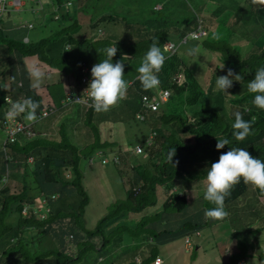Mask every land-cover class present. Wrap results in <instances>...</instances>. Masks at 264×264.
<instances>
[{
	"label": "trees",
	"instance_id": "trees-1",
	"mask_svg": "<svg viewBox=\"0 0 264 264\" xmlns=\"http://www.w3.org/2000/svg\"><path fill=\"white\" fill-rule=\"evenodd\" d=\"M51 1L52 7L47 8L50 9V13L46 19L33 24L29 32L20 25V22L12 20L11 10L0 13V124L9 120L6 112L11 107V103L23 101L28 97L41 103L35 123L26 121L23 114L15 118L25 125L24 130H30L34 135L29 137L25 132H19L16 140L7 146L10 159H6L4 153L0 154V254L1 256L16 254L19 257L17 264L22 261L24 264H30L48 256L54 258L52 264H79L89 249L101 251L107 244L112 243V246L108 248L115 246L123 249L117 255L119 261L138 264L134 259L138 254L139 264H153L156 257H162L163 252L159 250L162 249V245L192 234L200 229L199 226L202 223L204 225L220 222L206 220L204 217V210L214 205L203 198V181L208 167L219 159L222 152H227L232 147H240L245 148L252 156L264 160V110L253 105L255 94L247 90V84L253 79L257 69L264 67V35L259 34L258 29L254 30L250 27L249 30L245 27V33L257 34V38L253 36L251 40V45L255 46L254 51L250 54L246 53L243 59L233 51L230 44L223 41L215 42L223 46L224 53L232 52L220 64L225 65L223 69L226 70V74L227 69L231 68L243 77L241 82L234 80L233 87L227 92H221L213 87L216 77L226 75L223 69L218 70L219 64L212 71V77L207 75L204 78L202 88L199 85L198 94L192 89L186 94L187 82H181L176 78L177 75H182V70L188 68L192 56L188 54V49L193 47L199 49L197 46L200 41L195 39L182 46V51L179 48L169 57L166 55L168 58L158 74L159 87L145 91L138 79L137 68L154 40H158L159 46L163 49V45L172 38L175 31H177V37H181L185 33L196 30L197 27H203L210 33L218 35L221 23L217 20L214 23V18L210 14H204L207 0H194L197 1L196 7H193L189 0H181L179 10L172 9L173 0H157L156 3L159 2L162 5L159 9L154 8L156 4L154 3L149 11L143 10V13L134 21L131 11L126 7L135 0L114 1L109 6H106L102 0H96L94 4H99L104 9L108 8L109 13L106 18L102 16L101 20H94L93 17L90 24L86 26L77 22V7L74 4L76 0ZM214 2L219 7L212 10V13L220 16L222 1ZM67 3L72 4L69 10L65 8ZM93 5L91 4V7ZM120 6L122 8L118 11ZM260 10L259 18L263 20L261 22H264V9ZM136 20L141 23L136 32L122 34L123 31L135 29ZM54 23L57 24V28L53 27ZM109 23L113 27L116 24L122 32L108 29L103 36L99 35L97 28ZM177 23L180 24L179 27L171 28ZM229 24V27H232V23ZM232 30L233 27L229 29V31ZM118 35L121 37L119 41H115L118 51L113 63L122 59L125 54L129 57L123 61L124 79L129 83L128 95L120 104L126 105L130 114L133 113V119L129 116L122 121L132 120L137 124L143 122L147 124L148 132L153 133L150 135L151 142L148 145L145 141L142 142L145 144L144 152L135 161L131 177L124 179L125 196L109 209L95 227L87 228L79 220L89 201L88 193L83 186L81 161L90 160L100 151L102 153L99 155L100 158L104 155L109 159L106 164H114L113 156L119 158L122 155L121 160L124 156L127 160L131 152L126 146L120 147L118 152H114L116 149L110 150L120 145L109 147L112 141L101 139L98 127L101 120H94L93 107L86 105L83 107L81 105L84 104L74 101L73 97L76 95L80 98L84 97V91L91 80L92 66L106 58L104 50L113 46L112 41H107ZM24 36H27V40L23 39ZM204 39L201 42L203 46L213 45V40L211 42ZM135 59L136 63H134ZM32 66L44 70L46 81L54 74L57 75L53 83L56 89L51 90L55 98L52 96L51 101H44L42 95L37 92L38 88L33 87L36 81L29 76V68ZM188 71L191 72L189 68ZM206 82H208L207 87ZM64 85L65 90L60 89ZM44 86L48 87V85ZM164 89L170 92L167 101L160 103L157 110L142 109L140 103L142 94L155 96L157 91ZM5 97L9 98V101L5 100ZM187 102L190 106L196 104L195 108H191L193 109L191 115H188L184 108ZM71 106L74 113L78 116L80 114L77 120L82 121L81 125L76 123L72 126L75 127L76 132L87 133L90 140L86 144L79 143L71 136L75 130L64 121L56 126L58 130L56 135L50 133L49 137L41 134L43 127H36V125L51 120L54 112ZM49 108L53 111L43 116L42 112ZM141 111H145L144 117L139 120L134 116ZM237 111L242 114L244 120H255L252 133L243 141H237L232 135L234 113ZM72 119L70 116L69 121ZM102 123L106 122L102 121ZM216 137L229 140V144L217 150ZM107 147L109 151L106 150ZM170 148L176 149L173 164L166 162V154ZM30 157L31 162L28 161ZM4 176L8 177L7 183L1 181ZM11 181L14 183L13 187L10 185ZM127 182L129 186L126 187ZM194 182L196 185H193ZM191 186L202 188V192L196 197V203L192 198L187 199L185 193H179L182 188ZM249 187L250 184H245L241 179V182L232 189L231 195L225 199V210L228 216L222 221L224 222L228 217L229 220L224 224L231 223L233 229L237 227V224L248 227L245 232L235 229L233 239L235 246L238 247L237 253L231 254L224 264H234L236 259L244 257L247 250L246 234L254 232L251 221H254L255 214L248 216L245 211L243 213V207L252 202L248 193ZM158 191L162 193L161 198L164 200L160 205L161 209L149 215L144 214L146 209H156L154 206L158 201ZM54 194H58V197L52 200L51 195ZM74 194L78 196L77 203L66 204L72 209L64 210L65 203H58L59 200ZM42 199L47 200L44 207L41 206ZM34 204L39 208L41 206L45 215L41 214V209H34L32 207ZM24 207L28 209L26 215L22 214ZM181 212L186 213V217L175 219ZM137 215L139 217H135ZM65 218H71V222L63 225L60 220ZM73 221H79L82 237L84 235L87 237L81 238V234L69 231V237L73 238L77 249L73 255L65 248L51 243L45 248L42 247L41 242L47 240V236L54 235L56 228L72 230ZM208 225L212 224L204 226L208 227ZM214 229L215 227L211 228L212 231ZM97 236L100 237V244L94 245L91 239ZM140 236L142 238H138ZM142 241L149 242L145 243L144 247L138 244ZM130 242H133L132 245H135L136 250L128 247ZM140 247L146 249H139ZM190 252L194 254L191 256L195 257V253L199 250L192 247ZM98 257L101 258V255L99 254ZM166 260L169 259H164L163 264ZM102 261L103 258L100 259V263Z\"/></svg>",
	"mask_w": 264,
	"mask_h": 264
},
{
	"label": "rangeland",
	"instance_id": "rangeland-1",
	"mask_svg": "<svg viewBox=\"0 0 264 264\" xmlns=\"http://www.w3.org/2000/svg\"><path fill=\"white\" fill-rule=\"evenodd\" d=\"M26 4L25 6L22 8L20 7V9L22 8L21 11H18V13H15L14 16L15 18H19L20 16L25 19L26 21H34V22H39L40 21V16L41 13H36L35 11H39L42 8H48L49 6L52 7V1L51 0H25ZM91 0H85V5H87ZM104 2V4L106 5V2L108 3V0H102ZM123 1V0H120ZM157 0H135L134 2H132L131 4H129L128 6L130 7H126L129 11H131V16H132V20L134 21L135 18H137L138 16L141 15V13H143V10H146L145 12L149 11L151 9V6L156 3ZM191 2V5H193V7L197 6V1L195 2L194 0H189ZM215 1V0H214ZM213 0H207V2L205 3L206 6L204 8V14H210L212 16V18H214V23L217 20V14H213L212 10H215L216 7H219L218 5L215 4ZM221 6L222 7V11L220 16H218V18L220 19V29L218 28V35L217 33H210V36L204 39V41H211L213 40L212 44L213 45H207L206 47L203 46V44H201V42H203L202 40H199L200 43L197 47H199V49L197 50L196 54L192 55L190 57V63L188 64V68L191 70V72L187 70H182V75H177V79L180 80L181 82H187V91L186 94L189 93V91L192 89L194 91H196L195 93L198 94V90L199 88L204 85V78L207 77V75H209L210 77L212 74V71L214 70V68L216 67V65H220L221 62H223L224 60H226V57H229V54H231L232 52H223L222 48L223 46H220V43H215L217 41H223L226 42V44H230L232 46L233 51H235L239 57H241V59L245 58L246 53L249 51V48L252 47L251 43H249V41L251 42V40H253V36L252 34H247L244 32L245 27L248 28L250 30V27H253L254 30H260L262 28V22L263 21L261 18H259L260 14H261V10H256V6H253L251 3V0H246V1H241V0H221ZM112 3V2H111ZM111 3L107 4L106 6H109ZM182 4L181 0H173L171 7H173L172 9L174 10H179L178 7H180V5ZM10 2L7 1L6 2V6L9 7ZM94 11L95 14L99 13L102 9V6L99 4H94ZM160 6H157V8H159ZM13 9L17 10L18 7L13 5L12 6ZM67 9H70V5H66ZM122 8V6H120L118 8V11H120V9ZM2 10V5L0 3V11ZM183 10V9H181ZM46 10H44L45 12ZM33 13V15H32ZM94 14V15H95ZM144 15V14H143ZM227 21V23L225 24L224 22ZM78 22V21H77ZM232 23V27L233 30L229 31V29H231L232 27H229V23ZM59 24V23H58ZM135 24L137 27H134L135 29H130L127 31H119L120 28L115 24V26H111V24L109 23L108 26H106V30L108 31V29H114L116 30L115 32H122V34H125L126 32H136L135 30L137 28L140 27L141 23H139V21H135ZM228 24V25H227ZM56 23L53 24V27H56ZM60 25V24H59ZM180 24H175L172 25L171 28H177L179 27ZM264 26V25H263ZM212 27V26H211ZM228 29H227V28ZM217 28V27H216ZM215 28V30H216ZM264 28V27H263ZM214 30V31H215ZM29 32V31H28ZM114 32V33H115ZM177 31H175L174 36L177 37L176 34ZM230 32V33H228ZM230 35H231V40H230ZM221 37L222 39L218 40L216 38ZM121 35L116 36L115 38L109 39L107 42H113V46H115L116 42L115 41H119ZM129 37H127L128 39ZM24 40H26V37L23 38ZM105 43V42H104ZM258 44V43H257ZM251 46V47H250ZM183 48H181L180 50L182 51ZM165 55H167V53H165ZM186 55V54H185ZM195 56V57H193ZM92 58V55L90 56ZM113 60H116L115 56L113 57ZM119 60V59H118ZM117 60V61H118ZM121 60V59H120ZM222 60V61H219ZM134 63H136V59L134 60ZM225 66V65H224ZM211 68V69H209ZM218 70H221L220 66L218 68ZM219 72V71H218ZM57 73H59L57 71ZM223 73L226 74V70L223 69ZM215 74V72L213 73V75ZM6 77V76H5ZM57 75L54 74V76L51 79H48V81L45 83V85H48L49 89L53 90L55 85H53V83L56 80ZM210 79V78H209ZM179 81V82H180ZM206 87L208 82L205 83ZM5 85V83H4ZM200 85V87H199ZM213 87H216V84H213ZM159 93V91H157V94ZM42 98L44 99L43 95ZM121 103H123L121 101ZM83 107H86L85 105H81ZM72 107V106H71ZM195 105H189L188 102L184 105V108L186 109L188 115H191V111L193 109L191 108H195ZM71 111H73V108H71ZM94 120L95 121H99V119H101V116H104L102 118L105 119L106 123H99V130H100V135H101V139H110L112 141L111 145H109V147H113V146H118L116 148H112L110 150H115V152H118V150L121 148H123L124 146L129 147L128 149L131 152L130 156H127V160L124 158L121 160L120 158H118L117 156H113L112 160L115 164L120 165H114V164H106L108 163L109 159L107 157H104V159L100 158L99 155L102 154L100 151H98L90 160H86L83 159L81 161V169H82V180H83V186L86 189L88 196H89V201L88 204L85 206V210L84 213L82 214V216L80 217V221L87 227V228H93L95 227V225L97 224V222L109 212V209L115 204L117 203V201L121 198H123L125 196V186H124V179H127V177H131V173L133 172V165L135 164V161L138 159V157H140V155L144 152V148L139 147L140 149L138 150V146L134 147V144L140 145V142L144 139V137L146 138L147 133L150 134L148 131V126L147 124H144L143 122H139L138 124L135 123L132 120H129L128 122L122 121L124 120V118L126 117H131V119H133V113L130 114L129 109H127L126 105L124 104H120L114 108H112L110 111L108 112H100L97 113L94 108ZM219 111V110H218ZM145 112V111H143ZM141 112L139 113V120H141L144 117V113ZM70 117V115H69ZM69 117L66 116L65 113H61L59 115V117L55 118V124L52 123L53 125L57 126L61 121H64L68 126H72L74 124H79L82 122L81 120H77V118H79V116L74 113L72 114V121H69ZM51 119H53V116H51ZM58 122V123H57ZM6 123H1L0 124V154L2 155L1 152V147L2 144L4 142L5 139V130H6ZM75 126V125H74ZM72 126L71 128H73V130H75V127ZM57 134L56 129L53 130L52 129L50 131H46V135L49 136L50 133H55ZM153 133V132H151ZM51 136V135H50ZM49 136V137H50ZM71 136L78 140L79 143L82 144H86L90 139L88 138L87 133L85 132L84 137L88 140H84L82 139V133L81 132H76L71 134ZM150 142V139H147L145 141L146 145H148ZM144 143H141V146L144 147ZM134 147V148H133ZM85 149V147L83 148ZM107 151H109L108 147L106 149ZM85 152V150H84ZM122 156V155H121ZM115 157V158H114ZM100 159V160H99ZM99 160V161H96ZM28 161L31 162V158L28 159ZM101 162V163H100ZM94 165H91L93 164ZM126 174V175H125ZM134 174V173H133ZM132 174V176H133ZM129 179V178H128ZM11 187H13L14 183L11 181L10 183ZM193 185H196V182H194ZM16 186V185H15ZM129 186V183H126V187ZM134 187L136 188V185H134ZM175 191H178V189H175ZM181 192L185 193V196L187 197V199H194V202H197V196L199 195V193L202 192V188H194L192 191L189 190L188 188L185 189H181ZM33 192L34 189H33ZM74 192V191H73ZM75 193V192H74ZM181 194V193H180ZM162 193H159V191L157 192V197H158V201L157 204L154 206V208L156 209H150V210H144V214H152L155 210L161 209V204L164 200H162ZM40 197V196H39ZM261 197H263L264 200V194L261 193ZM38 200V199H37ZM78 200V196L76 194H74L73 196H68L67 198H63L61 200H59L58 203L60 202H64L65 203V209L66 211L71 210L69 207L66 206V204H73V203H77ZM257 200V199H256ZM189 204V203H188ZM160 206V207H159ZM32 207L34 209L38 210V206L32 205ZM64 208V205H63ZM44 209L41 208V214L45 213L43 212ZM37 215V214H35ZM191 214H189L190 216ZM262 215V214H261ZM134 216V215H133ZM135 217H139V215L135 216ZM186 217V213L181 212L177 215L176 219H184ZM227 220H229V217L224 221L226 222ZM176 221V220H175ZM174 221V222H175ZM60 222L63 225L68 224L69 222H71V218H65L60 220ZM74 222V221H73ZM172 222V224L174 223ZM76 223V224H75ZM73 226V229H64L61 230L59 228L55 229V234L52 235L51 237L47 236L46 238H48L47 240H43L41 242L42 247H47L48 244H54L55 246L61 247V248H65V250L68 253H72V255L77 251L76 249V244L75 241H73V238H70L69 235V231H72L74 234H81V228L79 225V221H75ZM207 224H214V223H207ZM256 225V224H255ZM236 227V225H234ZM208 227H210L208 225ZM218 227V229H217ZM247 225L244 224H237V229L239 231L243 230L244 228H247ZM264 229L261 228L260 230L262 231ZM232 224L231 223H225V224H221L220 223H216L215 229L210 232L211 234L208 233L207 228L203 227L200 229H197L195 232H193L190 236V240L194 245H201V252L197 253V256H199L202 259L204 258H212V256L216 253H218L220 250V248H223L221 250H225L229 248V245L227 243L226 238H233L232 235ZM220 233V236H223V238L217 237L218 240L217 242L215 241V238H212L213 235H218ZM259 235L255 236L258 237L260 236V232H258ZM63 235V237H62ZM83 234H81V238H87L85 235L84 237H82ZM138 238H142V236L138 237ZM182 238V237H180ZM187 238V237H185ZM91 242H93L94 245H99L100 244V237H92ZM133 242H130V244L128 245V247L131 250H136L135 245H132ZM136 244V243H134ZM179 244L183 245L184 241L183 239L179 240ZM108 246H112V243L107 244V246L105 248H103L101 251L98 250H94V249H89L83 256L81 262L79 264H128V262L123 263L121 261H119V257L117 256L121 251H123V249L121 247H115L113 246L112 248H108ZM173 247V246H172ZM193 246H189L188 248H191L192 250ZM195 248V246L193 247ZM146 249V248H144ZM160 251H162L163 253H161L162 255V259L163 257L169 256L170 255V250H164L163 247L162 249H159ZM220 250V251H221ZM106 252V253H105ZM188 252H186L187 254ZM101 255V258H103L102 263H100V259L98 257V255ZM112 254V255H111ZM138 258H140V256L137 254L136 255ZM207 256V257H206ZM192 258H194V256H190V258L188 257V255H184L182 253H178L176 255H173L172 258H170L169 260L165 261V264H191L192 262ZM19 259V257L16 254L13 255H2L0 254V262L1 264H17V260ZM187 260V262H186ZM247 262H252V259L247 258L246 259ZM54 262V258L52 256H48L45 258H41L39 259V261L37 262H33L30 264H52ZM161 263V262H160ZM20 264H24V262H20ZM163 264V263H162Z\"/></svg>",
	"mask_w": 264,
	"mask_h": 264
},
{
	"label": "clouds",
	"instance_id": "clouds-1",
	"mask_svg": "<svg viewBox=\"0 0 264 264\" xmlns=\"http://www.w3.org/2000/svg\"><path fill=\"white\" fill-rule=\"evenodd\" d=\"M6 1L11 2L12 0ZM251 3L253 6L259 7V9L256 8V10L264 9V0H251ZM25 4V0H17V4L15 0V6L18 7L17 10L12 8L13 4H10L9 7L6 6L4 10H1L0 13L6 10H11L13 12L12 15L14 16L15 13H18V11L22 10ZM66 5H70L71 8L72 4L67 3ZM20 7L22 8L20 9ZM43 9L44 8L41 7L39 11L35 12H42ZM40 20H42L41 17ZM217 21L220 23V19L218 18V16ZM19 22L20 25L28 29V31L33 27V24L36 23L34 21L26 20H21ZM224 23L226 24L227 21H225ZM263 25L264 22H262V28L259 32V34L262 35H264ZM196 33H198V35L196 37L193 36ZM209 34L210 32L208 29L197 27L196 30L185 33L181 37L169 38V40H167L163 45V49L159 46L158 40H154L146 54L143 56L140 66L137 68V72L139 73L138 79L141 83L142 88L145 91L157 89L160 85L158 74L161 72L166 59L177 49L187 44L188 41L192 39L203 40V38H206V36L208 37ZM252 36H256L257 38V34H254ZM24 37H26L27 40V36ZM185 38L186 40H184ZM249 43L251 42L249 41ZM166 44H171L172 48L169 49ZM254 49L255 46L252 45L247 53L250 54L252 51H254ZM104 51L106 54V58L100 60L98 63H95L92 66L91 80L88 84V87L84 91L87 93L88 98L92 102L91 106L97 113L108 112L112 108L118 106L119 103L126 98V95H128L127 89L129 87L128 81L124 79L125 65L123 63V61L127 60L129 57L125 54L123 55L121 60L113 63V57L118 51L117 47L110 46L107 47ZM196 52L197 49L195 47L188 49L189 55H194L196 54ZM165 53H167L168 57L165 55ZM220 68L223 69L224 64L220 65ZM29 76L36 81L33 87L38 88L40 83L45 78V72L35 66H32L29 68ZM242 79L243 77L240 74H237L233 69L228 68L226 75L216 77V88L221 92H227L228 89L233 87L234 80L237 82H241ZM247 90L248 92L255 94L252 101L253 105L261 110H264V67L257 69L253 79L250 80L247 84ZM143 95L145 94L141 95L140 103L143 107L142 109L145 108L146 111V109L151 107L144 104V101L142 99ZM155 96L158 98V94H156ZM6 99L7 98L5 97V100ZM167 99L165 101H167ZM165 101H161L160 98H158V107L160 103ZM158 107L152 110H157ZM40 108L41 103L39 101L33 100L31 97H28L23 101L11 103V107L6 113V117L9 120H13L23 114L26 121L35 123L38 119L37 110ZM139 113H136L134 117L139 119ZM234 116L235 120L232 124V135L237 141H243L252 133V125L255 123V120H244L242 114L239 111L235 112ZM151 134L152 133H147V135L149 136ZM149 136L146 138L144 137V139L140 142V145L143 141H146ZM228 144L229 140L217 138L215 147L217 150H220ZM137 145L138 143L134 144V147ZM175 155L176 149L170 148L166 154V162L173 164V157ZM104 157L106 156L103 155L101 158L104 159ZM119 158L121 159V156ZM176 163L178 164V161ZM114 165L117 164L114 163ZM241 179L245 184H250L254 189H259L261 193H264V160L252 156L250 152L245 148L232 147L227 152H222L216 162L211 163L210 167H208L206 178L203 181V198L210 204L214 205V207L204 210V217L206 220L211 219L222 221L228 216V212L225 210V199L231 195L232 189L235 187V185L241 182ZM179 193L182 194L183 192ZM190 236L191 234L185 235L183 238H180L183 239V245L188 251L191 250V248H188L189 246H197L191 242ZM186 239H188L189 244L186 243ZM150 240L152 241V238H150ZM147 242L149 241H142L139 243V245L145 247V243ZM245 257H242L239 260L244 259L246 263L249 264ZM134 259L139 264L140 258L136 256ZM157 260H159V262H157ZM238 261H236V263ZM163 262L164 259L159 256L154 259L153 264H162Z\"/></svg>",
	"mask_w": 264,
	"mask_h": 264
},
{
	"label": "crops",
	"instance_id": "crops-1",
	"mask_svg": "<svg viewBox=\"0 0 264 264\" xmlns=\"http://www.w3.org/2000/svg\"><path fill=\"white\" fill-rule=\"evenodd\" d=\"M95 1L96 0H91L90 1L91 3H88L87 5H85V0H76L75 1L74 4L77 7V12H76V17L77 18L76 19H77L78 23L82 24V26L89 25L93 17H94V20H101L102 16H104V18L107 17V15L109 13V9L108 8L104 9V7H102L101 11L99 13L95 14V12L93 11V7H91V4L93 5L95 3ZM114 1L118 2L120 0H108V3L106 2V5L111 3V2H114ZM157 6L161 7L162 5H161V3L157 2L155 4L154 8L155 9H159L160 7L157 8ZM44 10H46V11L44 12ZM36 13H39V12H35V14ZM40 13H41V15L39 14V16L42 18V21H44L46 19V16H48V14L50 13V9H46L45 8ZM12 20H14L15 22H19V21L25 20V19H23L21 16L19 18H15V16H12ZM106 26H108V24L103 25L102 27L99 26L97 28V33L99 35L103 36L105 34V32H107ZM172 37H175V36H172ZM44 81H46L45 78L40 83V85H39V87L37 89V92H39L41 95H43V97H44L43 100L44 101H51V98L53 96L51 94V89H49V87L46 88L44 86L45 83L47 82L46 81L44 83ZM54 89H56V88L54 87ZM60 89H64L65 90V85L63 87H60ZM72 108H73V106H72ZM61 113H65L66 116H69V115L72 116L73 111H71V107H66L63 110L61 109L60 111L54 112V114L52 115L53 119L46 120V122H44L43 124L36 125V127H43V130L41 132L42 135L45 134L46 131H50L51 129H52V132H53L54 129H56V131H58L57 127L55 125H53L52 123L55 124V122H56L55 118L59 117V115ZM79 116H80V114H79ZM102 117H104V116H102ZM102 117H100L101 118L100 119L101 122L105 121V119H103ZM54 135H56V132H55ZM84 135H85V132H82V136H81L82 139H86L84 137ZM194 188H199V187H197V186L188 187V189L191 190V191ZM248 193H249V195L252 198V202L250 204H248V206H246V205L244 206V207H247V208L243 207V213L245 211L246 215H248V216L249 215L254 216V214H255V217H254V221L253 220L251 221V223H253L252 224V231H254V232L246 234L245 243H246V246H247V250L245 251L246 255L244 254V257L246 256L245 257L246 259L247 258L252 259V262H250L249 264H264V229L262 231L260 230L261 228L264 227V200H263V197H261V192L259 190L254 189L251 185L249 187V192ZM216 223H220V225L224 224L223 221L216 222ZM216 223L212 224L210 227H205L204 225H207V224L203 225V223H202L199 227L207 228L208 233L211 234L210 233V232H212L211 228L215 227ZM235 229H233L232 235L234 234ZM245 231H247V228H244L242 230V232H245ZM258 232H260V236L255 237V236L259 235ZM217 237L223 238V236H220V233L217 236L216 235L212 236V238H215L216 242L218 240ZM233 238H235V237L233 236ZM233 238H226L227 243L229 245V248L225 249L224 251L221 250L223 248H220L221 251L218 250L219 252L217 254L215 253L212 256V258L210 259V261H209V258L207 256H206L207 258H204V259L201 260V258L199 256H197L198 252H196L194 259L192 258V261H191L192 263L191 264H224V263H226V261L229 260V257H230L231 254H236L237 253L236 249L238 247L235 246V242H234ZM179 240L180 239H177L175 241H171L169 243H166V244L162 245L164 250L166 249V250H170L171 251L170 255L166 256V257H163V259H169L170 260V258H172L173 255H176L178 253H182V254H184L186 256L188 255L189 258L191 256V254L194 255L193 253L190 252L191 250L188 251L185 248L184 245L179 244ZM201 248H202V246L199 244L193 249L199 250V252L203 253L201 251ZM139 249H144V248L140 247ZM186 252H188V253L186 254ZM239 259H240V257H239ZM239 259H236V261H238ZM186 262H187V260H186ZM234 264H236V263H234Z\"/></svg>",
	"mask_w": 264,
	"mask_h": 264
},
{
	"label": "built area",
	"instance_id": "built-area-1",
	"mask_svg": "<svg viewBox=\"0 0 264 264\" xmlns=\"http://www.w3.org/2000/svg\"><path fill=\"white\" fill-rule=\"evenodd\" d=\"M6 2H7L6 0H0V3L2 5V10H4L6 8ZM10 4L15 5V0H12L10 2ZM16 4H17V0H16ZM197 35H198V33L194 34L193 36L196 37ZM184 40H186V38ZM166 45H167V47L169 49L172 48L171 44H166ZM168 96H169V91L167 89L160 90L159 93H158V98H160L161 101H165L168 98ZM158 98L156 96H149V95H146V94L142 96L144 104L150 106L151 109H156L158 107ZM68 99H71V97H68ZM73 100L77 101L79 103H82L84 105H87V106H91L92 105V102L88 98L86 92H85V95H84L83 98H80V97H78L76 95L75 97H73ZM7 101H9V98H7ZM50 111H53V109L49 108V110H44L42 112V115L44 116ZM4 123H6L7 125H6V130H5V133H6L5 134V139H4V142H3L2 147H1V152L4 153L6 159H10V155L8 154L7 146H8L9 143H12L13 141L16 140L17 135L19 134V132H25V134L27 136H29V137H32L34 135V133L31 132L30 130H27V131L24 130L25 129V125L21 121L13 119V120H7ZM148 139H150V136H149ZM150 142H151V140H150ZM137 146H138V148H137L138 150L140 149L139 147L143 148L141 145H137ZM1 181H3L4 183H7L8 177L7 176L2 177ZM51 197H52V200H55L58 197V194L51 195ZM41 204H42L41 205L42 207L46 206L47 200L46 199H42L41 200ZM41 206H40V208L38 210L41 209ZM27 213H28V209H27V207H24L22 209V214L26 215ZM186 243L189 244L188 239H186ZM157 262H159V260H157ZM236 264H247V263H246V261L244 259H241Z\"/></svg>",
	"mask_w": 264,
	"mask_h": 264
}]
</instances>
